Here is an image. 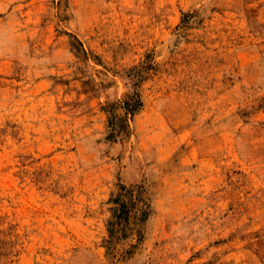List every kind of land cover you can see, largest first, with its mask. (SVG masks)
Here are the masks:
<instances>
[{
    "label": "rangeland",
    "instance_id": "1",
    "mask_svg": "<svg viewBox=\"0 0 264 264\" xmlns=\"http://www.w3.org/2000/svg\"><path fill=\"white\" fill-rule=\"evenodd\" d=\"M0 24L24 60L0 58V264H264V0H0Z\"/></svg>",
    "mask_w": 264,
    "mask_h": 264
},
{
    "label": "trees",
    "instance_id": "2",
    "mask_svg": "<svg viewBox=\"0 0 264 264\" xmlns=\"http://www.w3.org/2000/svg\"><path fill=\"white\" fill-rule=\"evenodd\" d=\"M142 106V100L140 93L138 92L137 88H132L129 93H126L124 97L118 99L112 103H110L108 112H109V135L113 137L121 136V134L126 129V119L127 116L133 115L137 112ZM122 108V113H118L117 109ZM132 190L125 189L122 186V190L118 192L116 197H114V201L118 203V206L115 207V210H122L124 206L131 201L132 199ZM143 212H146L144 207H140ZM119 215V214H118Z\"/></svg>",
    "mask_w": 264,
    "mask_h": 264
},
{
    "label": "clouds",
    "instance_id": "3",
    "mask_svg": "<svg viewBox=\"0 0 264 264\" xmlns=\"http://www.w3.org/2000/svg\"><path fill=\"white\" fill-rule=\"evenodd\" d=\"M23 47H26V45ZM27 55L31 58L30 49ZM0 58H11L24 62L22 53L18 50L15 43L13 30L4 24H0Z\"/></svg>",
    "mask_w": 264,
    "mask_h": 264
}]
</instances>
